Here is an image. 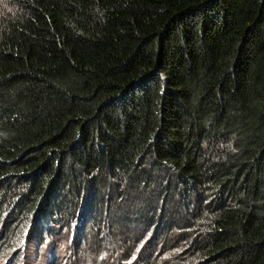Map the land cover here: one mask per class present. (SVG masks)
<instances>
[{"label": "trees", "instance_id": "trees-1", "mask_svg": "<svg viewBox=\"0 0 264 264\" xmlns=\"http://www.w3.org/2000/svg\"><path fill=\"white\" fill-rule=\"evenodd\" d=\"M64 232L264 264V0H0V264Z\"/></svg>", "mask_w": 264, "mask_h": 264}, {"label": "rangeland", "instance_id": "rangeland-1", "mask_svg": "<svg viewBox=\"0 0 264 264\" xmlns=\"http://www.w3.org/2000/svg\"><path fill=\"white\" fill-rule=\"evenodd\" d=\"M45 238H50V235H45ZM56 241L46 242L42 245H37L32 241L25 246L24 252L29 254L28 264H47L53 258H63L68 255V247L70 246L71 237L68 232L54 236ZM64 263L74 264V256L66 258ZM3 264V263H2Z\"/></svg>", "mask_w": 264, "mask_h": 264}]
</instances>
